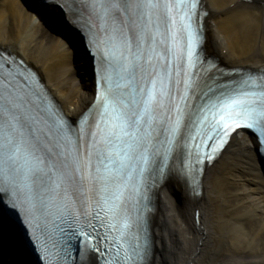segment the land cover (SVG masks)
I'll list each match as a JSON object with an SVG mask.
<instances>
[{"label":"snow or ice","instance_id":"snow-or-ice-1","mask_svg":"<svg viewBox=\"0 0 264 264\" xmlns=\"http://www.w3.org/2000/svg\"><path fill=\"white\" fill-rule=\"evenodd\" d=\"M46 7V6H45ZM96 96L70 121L35 72L0 49V252L11 264H150V193L199 194L234 133L264 153V69L204 47L203 0H77ZM76 21H74L75 23Z\"/></svg>","mask_w":264,"mask_h":264},{"label":"bare ground","instance_id":"bare-ground-1","mask_svg":"<svg viewBox=\"0 0 264 264\" xmlns=\"http://www.w3.org/2000/svg\"><path fill=\"white\" fill-rule=\"evenodd\" d=\"M203 1L205 48L229 66L264 68V0ZM46 13L37 0H0V47L37 71L64 113L78 117L93 100V75L81 43L54 24V9ZM41 18L58 34L46 32ZM202 184L199 198L177 181L159 189L152 264H264V172L254 139L233 135ZM11 261L0 252V264Z\"/></svg>","mask_w":264,"mask_h":264},{"label":"rangeland","instance_id":"rangeland-1","mask_svg":"<svg viewBox=\"0 0 264 264\" xmlns=\"http://www.w3.org/2000/svg\"><path fill=\"white\" fill-rule=\"evenodd\" d=\"M41 24H42V28L46 31V32H48V33H50V34H58V33H56V29H55V27L54 28H49L47 25H45L44 24V22L42 21V18H41ZM81 76L83 77V72H78V71H76V73L74 74V77L75 78H78L79 80L81 79ZM88 79H89V76H88Z\"/></svg>","mask_w":264,"mask_h":264},{"label":"water","instance_id":"water-1","mask_svg":"<svg viewBox=\"0 0 264 264\" xmlns=\"http://www.w3.org/2000/svg\"><path fill=\"white\" fill-rule=\"evenodd\" d=\"M87 62V61H86ZM88 63V62H87ZM29 259L32 261V259L29 257Z\"/></svg>","mask_w":264,"mask_h":264}]
</instances>
